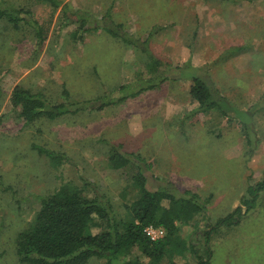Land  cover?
Masks as SVG:
<instances>
[{
    "label": "rangeland",
    "instance_id": "374dc122",
    "mask_svg": "<svg viewBox=\"0 0 264 264\" xmlns=\"http://www.w3.org/2000/svg\"><path fill=\"white\" fill-rule=\"evenodd\" d=\"M8 1L30 9L47 32L37 51L27 25L15 29L0 19V264H26L16 257V234L30 226L41 197L64 179L93 184L117 217L126 218L124 205L136 196L132 172L110 168V145L150 163L144 172L149 189L197 195L204 209L178 223L158 263L197 264L194 253L206 255L203 233L248 197L246 187L264 171V0H61L99 24L109 13L122 25L117 35L146 39L162 63L157 77L140 49L101 28L75 42L77 24L61 25V5L52 11L35 0ZM186 64L206 78L225 116L217 109L197 113L190 77L163 79L171 66ZM15 86L53 104L64 100L63 91L70 102L113 103L99 112L25 124L9 105ZM34 146L69 162L54 166ZM208 246L209 264H264V189L238 224L211 233ZM87 264L104 262L93 257Z\"/></svg>",
    "mask_w": 264,
    "mask_h": 264
},
{
    "label": "trees",
    "instance_id": "16d2710c",
    "mask_svg": "<svg viewBox=\"0 0 264 264\" xmlns=\"http://www.w3.org/2000/svg\"><path fill=\"white\" fill-rule=\"evenodd\" d=\"M35 1L48 5L52 11L61 5V25L77 24L72 32L75 42H81L86 33L101 28L111 37L120 39L123 44L140 49L149 63L147 70L154 76L159 73L158 67L162 63L153 55L146 39L140 40L127 33L117 35L116 31H120L122 25L113 24L109 13L103 16L102 24H99L84 12L70 11L61 0ZM31 16L30 9L13 6L8 0H0V19L15 29L20 28L21 24L27 25L33 33L38 51L44 42L47 26L38 24ZM99 22L101 23V19ZM241 50L242 47L239 46L232 51ZM186 70L190 73H185ZM193 71L195 70L187 64L171 66L169 74L163 75L165 77L163 79L166 80L170 74H176L175 80L190 77L189 95L198 104L197 113L207 114L217 109L225 116L226 111L213 99L211 85L204 76ZM150 88L152 85L138 87L136 93ZM1 92L0 88V94ZM63 94L64 100L53 104L41 93L15 86L9 96V105L11 111H16L25 124H31L41 118L51 121L79 112H99L113 103L97 99L70 102L68 93L63 91ZM104 95L108 96L107 92ZM34 148L38 153L47 156L54 166L66 160L69 162V159L63 160L59 152L40 146ZM140 160L139 155L121 151V145H110L108 156L110 168L130 169L132 172L130 177L136 196L124 205L126 218H118L110 199L86 181L82 185H77L70 179H64L53 192L41 197L40 207L30 226L16 234L15 254L19 263L87 264L89 259L95 257L103 260L104 264H158L166 246L171 243V238L177 232L178 223H187L194 215L201 213L204 205L197 201L198 197L194 193L177 198L166 190L149 189L144 172L150 169V163L143 165L139 163ZM263 189L264 171L258 182L248 184L246 187L248 197L244 196L233 211L218 219L210 226V230L203 233L206 255L194 253L197 264H209L211 251L208 244L211 233L218 227L238 224L240 218L255 207L258 194ZM148 225L163 228L165 237L158 241H150L143 233V229ZM135 250L140 256L130 258Z\"/></svg>",
    "mask_w": 264,
    "mask_h": 264
},
{
    "label": "built area",
    "instance_id": "2783aa9c",
    "mask_svg": "<svg viewBox=\"0 0 264 264\" xmlns=\"http://www.w3.org/2000/svg\"><path fill=\"white\" fill-rule=\"evenodd\" d=\"M143 233L150 241H158L165 237L164 229L153 225L146 226L143 229Z\"/></svg>",
    "mask_w": 264,
    "mask_h": 264
},
{
    "label": "crops",
    "instance_id": "0c3cea01",
    "mask_svg": "<svg viewBox=\"0 0 264 264\" xmlns=\"http://www.w3.org/2000/svg\"><path fill=\"white\" fill-rule=\"evenodd\" d=\"M13 90V89H12ZM12 92V91H11Z\"/></svg>",
    "mask_w": 264,
    "mask_h": 264
}]
</instances>
